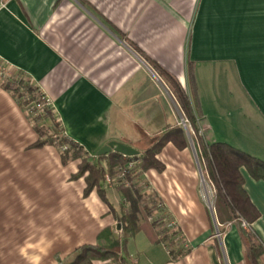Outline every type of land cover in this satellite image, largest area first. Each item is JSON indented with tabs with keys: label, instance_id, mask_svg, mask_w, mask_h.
Wrapping results in <instances>:
<instances>
[{
	"label": "crops",
	"instance_id": "crops-1",
	"mask_svg": "<svg viewBox=\"0 0 264 264\" xmlns=\"http://www.w3.org/2000/svg\"><path fill=\"white\" fill-rule=\"evenodd\" d=\"M0 59L10 78L20 72L40 89L64 136L91 157L111 142L140 154L178 126L185 114L167 78L186 93L206 143L264 162V0H0ZM37 140L0 83V264L65 263L103 229L121 232L97 193L83 196V180L72 178L79 162L62 164L50 145L32 149ZM157 158L162 172L137 175L139 194L155 201L126 239L132 264H264V181L240 170L259 213L253 263L247 232L205 203L201 148L167 144ZM105 185L112 205L129 207ZM151 216L175 219L185 253L160 240Z\"/></svg>",
	"mask_w": 264,
	"mask_h": 264
},
{
	"label": "trees",
	"instance_id": "trees-1",
	"mask_svg": "<svg viewBox=\"0 0 264 264\" xmlns=\"http://www.w3.org/2000/svg\"><path fill=\"white\" fill-rule=\"evenodd\" d=\"M165 79L170 82L172 92L176 96L185 116L193 122L195 120L194 114L186 93L181 91L175 83H171L167 78ZM189 82L193 96L195 91L191 76L189 77ZM2 86L11 93L20 107L28 104L24 101L25 98L22 97L24 94L20 93L22 88H25L30 101L36 98L39 102L44 101L40 89L20 72L13 73L10 81L3 83ZM16 95H18L19 100L16 99ZM50 112V109L45 111L47 115ZM40 117L36 116L33 118L36 120ZM59 130L63 136L62 143L69 146V148L60 152L62 164L80 160L77 166V173L72 178L83 179L85 184L83 196H88L92 191L97 193L101 201L108 207L109 214L120 226L121 231L117 235L109 227L103 229L98 234L95 245L79 247L70 260L59 264H93L95 261L103 264H132L126 253V239L135 236L143 228V225L139 222V215L146 214L145 207H140L145 198L138 191L119 187L118 191L126 198L129 207L124 205L115 207L107 199L106 191L103 188L105 175L113 177L115 170L125 165L131 158L115 152L91 157L84 147L70 141L64 136L63 130L60 128ZM201 143L203 162L215 190L214 210L217 220L223 224L235 220L238 225L240 221H243L250 226L259 218V213L250 203L248 196L243 190V178L240 170H246L248 175L254 180L264 181V162L224 143L208 144L204 140ZM167 144H172L179 150L188 146L180 127L173 126L165 130L149 148L145 149L139 156L132 157L134 160H140L137 166L140 172H148L150 170L162 172L164 170V165L157 157ZM45 145L47 143L37 140L31 148H41ZM103 162L106 169L101 165ZM144 222H146V219ZM160 240L167 241L165 236L161 237ZM242 240L247 247L250 260L254 263L262 252L258 241L250 232L244 233Z\"/></svg>",
	"mask_w": 264,
	"mask_h": 264
},
{
	"label": "rangeland",
	"instance_id": "rangeland-1",
	"mask_svg": "<svg viewBox=\"0 0 264 264\" xmlns=\"http://www.w3.org/2000/svg\"><path fill=\"white\" fill-rule=\"evenodd\" d=\"M7 83V82H5ZM170 82H168L167 84L170 86L169 84ZM171 87V86H170ZM23 93L24 95L22 97H24V101H26L27 103L30 102V100L28 99V94L27 92H25V88H22L20 93ZM16 99L19 100V97L18 95H16ZM38 99H34L33 101H37ZM23 101V100H22ZM26 103V104H27ZM25 106L24 107L22 106V110H25ZM30 119V123H32V127L38 137V141H42L44 143H47V145H50V146H53L55 147L59 152H62L64 151L66 148H69V146L67 144H63L62 143V134L57 126V123L55 122V118L52 114V112H50L49 115H47L46 113L41 116L39 119H34L32 117H29ZM184 120V125L182 126L181 125V121L179 122L178 124V127H180L184 133V136H185V141H186V144L191 146L192 148H194L195 146L196 147H200L201 148V145H202V141L204 140V142L206 141L205 137H204V129L203 127L200 125V122H199V119L194 115V121L192 122V120L190 118H188L187 116L184 115V118H182ZM36 143V142H35ZM34 143V144H35ZM198 145V146H197ZM202 155V154H201ZM203 156V155H202ZM79 163H80V160L78 159L77 160ZM202 164V163H201ZM79 165V164H78ZM101 165L104 167V169H106L105 167V164L104 162L101 163ZM123 166V165H122ZM121 167V166H120ZM118 167V168H120ZM201 167V165H200ZM118 168L115 170V175L113 177H110L108 175H105V178L106 177H109L111 179H114L117 175V171H118ZM202 170H201V176H202V181H201V186L202 188L206 189L205 190V194L207 196L204 197V200H205V203L207 206H209L210 208L214 206V197H215V190H214V186L209 178V175L208 173L206 172V166L202 165ZM139 168L137 167L136 168V173H138ZM77 173V172H76ZM82 179V178H80ZM83 180V179H82ZM84 182V181H83ZM105 186H109V187H106L107 190L108 189H117V187H122V186H116L115 182L111 185H105ZM212 191V192H211ZM107 194H108V197L111 201H113V192L111 191H107ZM144 198L145 200L144 201H148L149 203H151V206L149 208V206H145L142 204L140 205V207H146V211L147 210H152L153 209V205H152V202L155 201L154 199V195L152 194V192H147L145 195H144ZM152 200V201H151ZM147 202V203H148ZM157 202V201H156ZM144 214V213H143ZM147 220V219H146ZM171 219H168L166 222H163V223H160L158 224V226L162 227V228H159L161 231V237L163 238L164 236L166 237L167 239V243L170 244L172 243L173 244V248H174V254H177L178 252L182 251L183 253L186 252L187 248H185L182 244H181V240H175L177 239V236L181 235L183 238L184 236L179 232V229L177 226V224L175 223V219H172L171 221L174 222L175 226L173 228H168L167 225L169 223ZM235 220H232L231 222H234ZM117 224V222H116Z\"/></svg>",
	"mask_w": 264,
	"mask_h": 264
},
{
	"label": "built area",
	"instance_id": "built-area-1",
	"mask_svg": "<svg viewBox=\"0 0 264 264\" xmlns=\"http://www.w3.org/2000/svg\"><path fill=\"white\" fill-rule=\"evenodd\" d=\"M9 72L10 71H9L8 67L0 59V83L1 84L10 81V73ZM42 95H43L42 99L44 100L43 102H39L38 100L37 101H30L25 106L24 111L28 115V117L33 118L36 116H43L45 114L46 109L51 110L50 101L48 100V98L44 94H42ZM182 124L184 125L183 119L181 120V125ZM139 162H140V160H138V159L134 160L131 158V160H129L125 165L118 168L117 175L114 179H111L109 177L105 178L106 185H111L115 182L116 186H122V187L129 189L131 191H140L141 189L145 188V181L141 180L139 177H137L138 173L135 172ZM201 181H202V176H201ZM149 221L152 224L158 225L160 223L166 222L167 220L165 218H162V217L157 218V217L151 216L149 218ZM174 226H175L174 222H172L170 220L167 227L173 228ZM239 226H240L241 230L244 232H249V230H250V226L243 221H240ZM175 240L176 241L181 240L180 241L181 244L185 248H187V243L185 242L184 238L181 235L177 236V239H175Z\"/></svg>",
	"mask_w": 264,
	"mask_h": 264
},
{
	"label": "water",
	"instance_id": "water-1",
	"mask_svg": "<svg viewBox=\"0 0 264 264\" xmlns=\"http://www.w3.org/2000/svg\"><path fill=\"white\" fill-rule=\"evenodd\" d=\"M111 152L118 153V154H120L124 157H128V158L139 156L138 151L134 150L131 147H128L126 145L116 143V142H111L108 145H106L105 147H103L100 150V152L98 153V156L107 155ZM117 228H120V227L118 226Z\"/></svg>",
	"mask_w": 264,
	"mask_h": 264
}]
</instances>
